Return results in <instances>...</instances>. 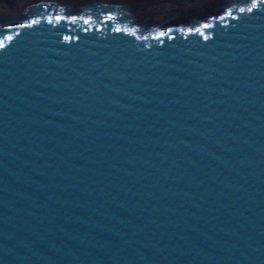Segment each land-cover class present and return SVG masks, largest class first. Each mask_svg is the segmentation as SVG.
<instances>
[{"label": "water", "instance_id": "obj_1", "mask_svg": "<svg viewBox=\"0 0 264 264\" xmlns=\"http://www.w3.org/2000/svg\"><path fill=\"white\" fill-rule=\"evenodd\" d=\"M0 264H264V0H0Z\"/></svg>", "mask_w": 264, "mask_h": 264}, {"label": "snow or ice", "instance_id": "obj_2", "mask_svg": "<svg viewBox=\"0 0 264 264\" xmlns=\"http://www.w3.org/2000/svg\"><path fill=\"white\" fill-rule=\"evenodd\" d=\"M256 7V4L253 3L252 8ZM252 8H249L248 11H252ZM241 11H244V9H241ZM57 20H60L61 17H56ZM75 19V17H73V20ZM35 22V21H34ZM87 23V21H85ZM26 26H30V25H19V27H26ZM205 27H208V25H205ZM120 29H117V31H119ZM161 35H163V33H161Z\"/></svg>", "mask_w": 264, "mask_h": 264}]
</instances>
